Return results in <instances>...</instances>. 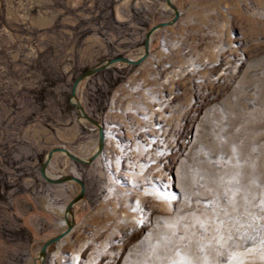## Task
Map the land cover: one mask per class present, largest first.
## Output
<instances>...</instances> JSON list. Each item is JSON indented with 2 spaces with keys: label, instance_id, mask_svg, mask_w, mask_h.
Masks as SVG:
<instances>
[{
  "label": "rangeland",
  "instance_id": "rangeland-1",
  "mask_svg": "<svg viewBox=\"0 0 264 264\" xmlns=\"http://www.w3.org/2000/svg\"><path fill=\"white\" fill-rule=\"evenodd\" d=\"M174 3L142 63L79 85L104 145L90 164L52 156L48 174L86 193L44 264H227L264 248V0ZM171 16L164 0H0V264H34L65 227L78 185L45 182L43 155L96 148L72 80L138 57Z\"/></svg>",
  "mask_w": 264,
  "mask_h": 264
},
{
  "label": "water",
  "instance_id": "water-1",
  "mask_svg": "<svg viewBox=\"0 0 264 264\" xmlns=\"http://www.w3.org/2000/svg\"><path fill=\"white\" fill-rule=\"evenodd\" d=\"M164 4L169 10H171L172 16L168 20L159 21L155 24H152L146 29L145 34H144V39H143V49H142L141 54L138 57L130 58L126 55H116L114 57L104 58L100 60L99 62H97L96 64L83 69L72 80V84L70 87V93L68 95V101L71 104V106L74 108V111L76 113L78 120L87 121L96 127L97 132H98L97 144H96V148L94 149V151L87 157H80L65 147H53L43 155L40 161V165H39V173L41 177L43 178V180L50 184H61L65 182H74L78 185V192L73 198H71L68 201V203L66 204L64 208L63 217L65 221V227L63 228L62 231L47 238L42 243L34 264H44V260L47 255L48 248L55 242L62 239L72 230L75 224L74 207L77 203H79L80 201L84 199L85 193H86L85 183L79 177L72 175V174H63L57 177H52L48 174L47 166L52 156L56 153H63L66 157L73 160L74 162L82 163V164H90L101 153L103 149V145H104L103 125L100 122H98L95 118H93L91 115H89L84 109V106L82 105L81 100L78 96L79 85L84 80L91 77L92 75L98 72H101V71L108 70L117 64L136 66L142 63L149 55L152 35L158 30L171 26L174 23H176V21L178 20L180 16V10L178 6L174 3V0H164Z\"/></svg>",
  "mask_w": 264,
  "mask_h": 264
},
{
  "label": "bare ground",
  "instance_id": "bare-ground-1",
  "mask_svg": "<svg viewBox=\"0 0 264 264\" xmlns=\"http://www.w3.org/2000/svg\"><path fill=\"white\" fill-rule=\"evenodd\" d=\"M227 264H264V248L257 251L250 248L247 251H237Z\"/></svg>",
  "mask_w": 264,
  "mask_h": 264
},
{
  "label": "trees",
  "instance_id": "trees-1",
  "mask_svg": "<svg viewBox=\"0 0 264 264\" xmlns=\"http://www.w3.org/2000/svg\"><path fill=\"white\" fill-rule=\"evenodd\" d=\"M146 15H148L146 23H141V25H143L144 27H146L148 25V22L150 21V19H153V16L151 17L150 13H148ZM129 67H131V66L130 65L124 66L123 64H117V65H115L114 67H112L108 71H112V72H115V71H118V70H123L124 71V70H128ZM68 106L71 107V105H68Z\"/></svg>",
  "mask_w": 264,
  "mask_h": 264
}]
</instances>
